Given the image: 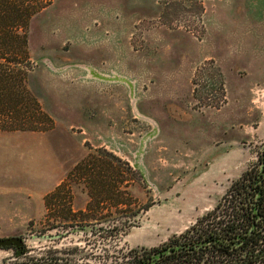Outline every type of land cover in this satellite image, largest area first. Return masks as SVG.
<instances>
[{
	"label": "rangeland",
	"instance_id": "1",
	"mask_svg": "<svg viewBox=\"0 0 264 264\" xmlns=\"http://www.w3.org/2000/svg\"><path fill=\"white\" fill-rule=\"evenodd\" d=\"M41 4L27 85L54 126L0 130V236L22 235L36 255L78 245L88 261L114 239L158 244L214 206L263 145L264 0ZM100 146L141 170L128 188L148 207L117 238L50 240L64 228L49 227L46 193L65 179L73 211L85 210L86 184L66 175ZM18 257L0 247V264Z\"/></svg>",
	"mask_w": 264,
	"mask_h": 264
},
{
	"label": "trees",
	"instance_id": "2",
	"mask_svg": "<svg viewBox=\"0 0 264 264\" xmlns=\"http://www.w3.org/2000/svg\"><path fill=\"white\" fill-rule=\"evenodd\" d=\"M38 1L42 0H0L2 130H48L54 126L52 116L27 85L29 71L35 66L29 46L30 22L43 6ZM69 175L86 184L89 200L85 210L73 211L65 179L46 193L49 227L64 228L50 233V240L77 231L117 238L137 225L148 207L133 204L128 188L137 176L142 178L141 170L105 147L89 151ZM117 243L114 239L98 245L95 261L86 260V253L81 255L84 258L78 257L77 252L84 251L78 245L50 247L36 255L30 254L24 243L19 257L27 256V260L16 264H264V142L214 206L183 230L154 245Z\"/></svg>",
	"mask_w": 264,
	"mask_h": 264
},
{
	"label": "water",
	"instance_id": "3",
	"mask_svg": "<svg viewBox=\"0 0 264 264\" xmlns=\"http://www.w3.org/2000/svg\"><path fill=\"white\" fill-rule=\"evenodd\" d=\"M49 236L51 237L50 234ZM24 243L25 239L22 235L0 236V247L15 246L18 254L22 252Z\"/></svg>",
	"mask_w": 264,
	"mask_h": 264
},
{
	"label": "crops",
	"instance_id": "4",
	"mask_svg": "<svg viewBox=\"0 0 264 264\" xmlns=\"http://www.w3.org/2000/svg\"><path fill=\"white\" fill-rule=\"evenodd\" d=\"M0 130H2V129H0ZM59 184V183H58Z\"/></svg>",
	"mask_w": 264,
	"mask_h": 264
},
{
	"label": "flooded vegetation",
	"instance_id": "5",
	"mask_svg": "<svg viewBox=\"0 0 264 264\" xmlns=\"http://www.w3.org/2000/svg\"><path fill=\"white\" fill-rule=\"evenodd\" d=\"M15 247V246H14ZM16 248V247H15Z\"/></svg>",
	"mask_w": 264,
	"mask_h": 264
}]
</instances>
